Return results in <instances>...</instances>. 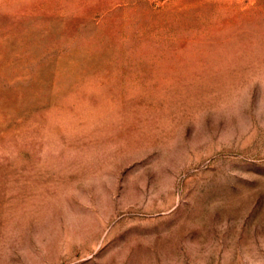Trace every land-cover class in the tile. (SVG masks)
Instances as JSON below:
<instances>
[{"label":"rangeland","instance_id":"374dc122","mask_svg":"<svg viewBox=\"0 0 264 264\" xmlns=\"http://www.w3.org/2000/svg\"><path fill=\"white\" fill-rule=\"evenodd\" d=\"M0 264H264V0H0Z\"/></svg>","mask_w":264,"mask_h":264}]
</instances>
